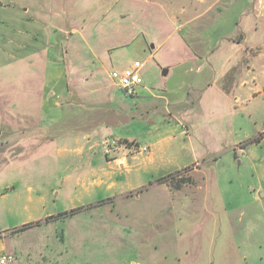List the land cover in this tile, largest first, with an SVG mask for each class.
<instances>
[{
  "label": "rangeland",
  "instance_id": "1",
  "mask_svg": "<svg viewBox=\"0 0 264 264\" xmlns=\"http://www.w3.org/2000/svg\"><path fill=\"white\" fill-rule=\"evenodd\" d=\"M54 1L0 0V250L6 247L14 264H144L152 231L137 227L122 208L163 200L148 196L165 185L173 194L176 185H186L173 202L161 203L170 240L159 251L166 261L156 263L177 264L173 256L187 251L179 263L186 264L193 238L213 236V264H264V143H252L264 139V0H217L208 11L196 0H150L141 13L132 0ZM52 11L60 18H52ZM48 19L84 34L58 45L67 73L87 80L79 88L92 117L83 124L104 122L96 126L104 134L90 144L119 140L125 146L115 157L129 156L127 149L136 146L127 139L151 147V155L136 156L139 163L146 160L147 173L113 176L77 198L73 191L61 193L69 165L56 158L78 146L67 130L78 128L84 117H63L67 109L57 110L49 118L59 122L55 133L37 127ZM19 30L33 35L36 30L38 50L30 52V40ZM229 40L239 49L231 51ZM23 44L29 48L22 50ZM134 61L143 64L146 91L128 96L109 74ZM163 70L170 72L163 76ZM177 102L186 105V126L168 123ZM86 109L74 106L71 112ZM27 111L35 115L24 116ZM96 155L104 158L101 149ZM169 175L174 179L161 186L158 180ZM111 182L115 186L109 189ZM144 191L148 195L141 196ZM206 191L205 206H212L215 216H206L201 232L204 217L196 201ZM136 194L139 200L133 199ZM175 207H182L181 215ZM197 255L205 264L204 252Z\"/></svg>",
  "mask_w": 264,
  "mask_h": 264
},
{
  "label": "crops",
  "instance_id": "2",
  "mask_svg": "<svg viewBox=\"0 0 264 264\" xmlns=\"http://www.w3.org/2000/svg\"><path fill=\"white\" fill-rule=\"evenodd\" d=\"M53 3L55 4V1L52 0ZM64 0H57V2L59 3H64ZM119 0H115V2L117 3ZM196 2L202 6H209L207 7L206 11H208L210 8H213V6L216 4L217 0L211 1V0H196ZM131 4L134 6H137V10H140V13L143 12L144 7L151 4L150 0H132ZM22 6H29L28 4H21ZM28 11V9H24V12L26 14V12ZM52 18H60V15L56 12L52 11ZM257 21V20H255ZM49 29L50 32H47V37L49 39V41L46 42L45 44V50L44 52L46 53V57L44 58V66L43 68L45 69V78L43 80V90L41 92V94H39L40 96V110L41 113L39 115H36L40 118V120L42 121V124H39L37 127L39 128H43L46 133L48 135H52V133H55V131L57 130V127L55 128V126L59 123L58 120H53V122L49 121V118H54V116L56 115V111L57 110H64L67 109V113L64 116H73V117H77L78 118H82L84 117V122H80L78 124H76V126L78 128H75L74 131H69L67 133L72 134L71 137H73L74 134V140L78 146L75 149H70L67 150L65 152H63L64 154H61L62 152H58L59 156H57L56 160L57 162L61 161L63 164H65V162L68 161V167L65 168L64 176H62L61 180V193H67L70 191H73L74 193H76V197H79L81 195V193H85L86 190H88L89 187H95V186H101L103 183H106L108 181H111L113 176L116 175H120V174H145L147 173L148 169H146L145 167V161L142 163H139L138 160L136 159V156L138 154L136 153H131V149H127V151H129V156H121V157H111V158H103L102 156L97 157L96 155V150L97 149H101L100 147V142H95L93 145L90 144V141L93 140V137H95L96 135H102L104 134L103 132H100L96 126L98 125H102L104 122H100L98 124H96V126H92V127H88L86 128V125L83 123H88L90 121V118L92 117V112L88 111V106H84L83 104H86L85 102L87 100H85V96L81 93V89L79 88L80 86H82V84H85L87 81L86 79H84L83 77H79V75L73 76V74L67 73L66 71V63H65V59L63 56V51H62V46L60 47V44L62 41H70V39H68V36L71 35H84L83 33L80 34V32H77L75 29L72 28H68V27H56V25L52 24V19H48V23L46 25ZM254 28L256 29L257 26L255 25ZM20 31V35L29 39L30 40V45H24L29 43L27 40L22 41V43H24L23 45H21V49L22 50H26L29 48L30 52L33 49L38 50L36 48V46L34 45V42L37 41V35L38 33H36L34 30V35L32 34V31H27V32H23L22 30ZM37 32H43V36H46L44 28L43 30L40 28V30H37ZM37 34V35H36ZM231 45L229 48L231 51H236L237 49H239L238 45H235L233 40H229L228 41V46ZM56 48V50H55ZM73 50V49H71ZM74 51V50H73ZM66 53V52H64ZM226 63V61L222 62V64L224 65ZM170 70H168V74H169ZM77 77V78H76ZM110 77V74H109ZM112 81V80H111ZM94 84V82L92 83V85ZM73 86L75 87L74 89ZM141 91H146V88L143 87V85L138 88L137 90V94ZM234 93H232V96ZM238 99H235V102ZM181 102V100H179ZM180 102H177L176 105L174 106V108H172L173 110L169 109V117L173 118L171 120H168L169 122H173V125L175 124H180L182 126H186L185 122H183L182 120V116H184V114L186 113H182L183 111H186V105L182 104ZM74 106H82V107H86L87 109L85 110V112L80 113H75V112H71V109ZM168 106H170V104H168ZM35 114L29 113L27 111V115H24L26 117H32ZM84 115V116H83ZM22 116V115H20ZM22 116V117H24ZM58 117H62V116H58ZM57 117V118H58ZM85 125V126H83ZM81 127H83L82 130H79ZM55 128V129H54ZM52 130V131H50ZM59 132H64V131H59ZM60 134V133H59ZM59 136V137H58ZM64 133L61 135H57L55 137H58V139H60V137H63ZM81 138V139H80ZM129 142H135L136 146H132L130 148L133 147H141L140 145H138V142L135 139H127ZM264 143V139L261 140L259 143L257 142V146H260V144ZM159 144V141L153 143V147L155 148L157 145ZM52 145H55V143H53ZM256 145V144H254ZM151 147H149V155L152 154L151 152ZM60 150V149H59ZM149 162L154 161L153 158H151L150 156L147 157ZM205 175L203 174L202 179L205 181ZM161 186H164L165 184L161 183ZM115 186V183L111 182L108 184V188H112ZM189 186H193L192 183ZM185 186H182L181 188H178V191H175L174 194L171 190H168V188L165 185V188L157 190V191H153L148 197H153L156 198L154 196H162L164 202L166 201V199L168 198L170 200V202L172 201V198L177 195L179 192H181V189H183ZM141 187L135 189L138 190ZM133 190V191H135ZM31 191V190H30ZM199 191H202L199 189ZM149 191H144L142 192L141 196H145L148 195L146 193H148ZM39 198H42V193H40V191L37 193ZM211 196L213 197L212 193H210ZM154 195V196H153ZM140 196V197H141ZM199 200L196 201V203H198V213L199 217H204V219L202 218L201 222H200V226H201V232L202 230L205 231L204 224L203 222H205L204 220H206V216H210V215H214L215 213L213 212V208L212 206L208 205L205 206L206 204H208L207 199H208V193L203 192V194H199ZM140 197H137V194L134 196L133 199H140ZM255 200H258L257 196L254 197ZM163 200L158 201V199L156 201H153V203L150 204H141V205H137V206H127L126 208H122V211H124L123 213H127L128 216H131V219L133 220V223L137 226L140 227V229L142 228H149L150 231H152V233L150 232L148 234L149 236V240L147 246L143 249V254H142V260L141 262H143L144 264H148L150 261H154L155 264H157V261H166V254L165 253H159V251H164L166 247V245L168 244V241L170 240V237L167 236V221L164 218H161V213L162 212H166V205L165 204H161L163 203ZM205 203V204H204ZM204 204V205H202ZM182 207H175V211L178 210L179 215H181V210ZM151 213H155V215L151 216ZM225 220H226V224L228 227H231V220L229 217L228 213H225L224 215ZM157 226L159 228H157ZM214 227V226H212ZM209 227H206V231H208ZM214 230V229H213ZM214 234V233H213ZM212 234V235H213ZM172 241V240H171ZM150 244V245H148ZM157 245L158 246V251L155 252L156 250L154 249V252L151 251V245ZM205 244V245H202ZM191 245L195 246L194 251L192 252V254H189V259L190 262L186 263V264H200L199 260V255L198 252H204V255L202 258V261H205V264H213L214 263V259L211 256V258H209L210 255V251L212 253V246L214 245L213 242V236L211 237H195L193 238V242L191 243ZM206 246V248L204 247ZM221 250H224V248H222ZM10 251L4 247L1 246V250H0V256L6 253H9ZM184 257H188V252H185V255L183 256L182 253L179 256H173V260H175V262L177 264H179L181 262V260H183ZM220 260V258H219ZM174 262V261H173ZM132 264H142L139 261L138 262H132Z\"/></svg>",
  "mask_w": 264,
  "mask_h": 264
},
{
  "label": "built area",
  "instance_id": "3",
  "mask_svg": "<svg viewBox=\"0 0 264 264\" xmlns=\"http://www.w3.org/2000/svg\"><path fill=\"white\" fill-rule=\"evenodd\" d=\"M142 67V63L139 61H134L121 71H112L110 73V79L128 96H135L137 94L138 88L143 85V80L140 75ZM124 146V144H122L119 140H115L114 138L103 139L100 142L101 151L105 158H114L117 152L124 148ZM128 149H131V153L136 154L149 153V148L147 147H129ZM0 264H14V256L11 254L1 255Z\"/></svg>",
  "mask_w": 264,
  "mask_h": 264
},
{
  "label": "trees",
  "instance_id": "4",
  "mask_svg": "<svg viewBox=\"0 0 264 264\" xmlns=\"http://www.w3.org/2000/svg\"><path fill=\"white\" fill-rule=\"evenodd\" d=\"M257 142H259V139H255V140L252 141V143H257ZM170 176H171V175H169V176L166 177V178L164 177V178L158 180V183H159V184H161V183H163V184L168 183L169 179H170V180H173V179H174L173 176H171V177H170ZM179 179L183 180L182 178H179ZM177 180H178V179H177ZM183 181H184V180H183ZM168 184H169V183H168ZM183 184H184V183H183ZM180 187H181L180 185H176V188H180ZM71 213L73 214L74 211H72ZM49 219H50V218H49ZM49 219H48V220H49ZM26 228H27V227H24V228H22V230H23V229H26Z\"/></svg>",
  "mask_w": 264,
  "mask_h": 264
},
{
  "label": "water",
  "instance_id": "5",
  "mask_svg": "<svg viewBox=\"0 0 264 264\" xmlns=\"http://www.w3.org/2000/svg\"><path fill=\"white\" fill-rule=\"evenodd\" d=\"M167 72H168L167 70H163L162 75L163 76H166L167 75Z\"/></svg>",
  "mask_w": 264,
  "mask_h": 264
}]
</instances>
